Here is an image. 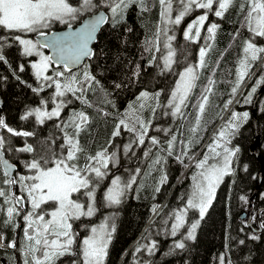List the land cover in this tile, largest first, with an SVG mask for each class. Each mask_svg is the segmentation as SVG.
Returning <instances> with one entry per match:
<instances>
[{"label":"snow or ice","instance_id":"snow-or-ice-1","mask_svg":"<svg viewBox=\"0 0 264 264\" xmlns=\"http://www.w3.org/2000/svg\"><path fill=\"white\" fill-rule=\"evenodd\" d=\"M133 4L138 5L142 13L150 12L155 4L159 6V23L152 37H146L145 50L151 52L154 49L155 52L162 53L160 59L165 70H171L176 62L175 50L171 43L175 36L168 34L173 26L179 27L186 18L199 12L200 14L195 15L183 30L185 40L198 42L210 14L222 20L230 8H237V14L241 15L240 28L246 29L249 35L242 41V56L238 60L236 80L231 88L233 97L244 84L245 78L254 75L252 68L264 55V44L256 42L257 38L264 39V0H0V62L8 63L3 49L5 46L11 47L10 41H15L21 46V55L37 58L29 61L36 86L28 87L37 96L46 89H53L48 98H41L39 106L30 108L21 115V120L34 117L38 125H44L47 120L54 118L60 120L62 111L71 103L66 99L68 94L91 106L86 92L92 89L94 84L99 85V81L90 71V66L82 62L86 58L91 60L96 55L91 45L97 42L101 27L105 24L116 27L123 23L128 9ZM85 13L89 15L85 16ZM55 24L64 25L66 30L53 31ZM219 28L220 25L216 21L208 23L206 43L199 49V63L195 67L187 66L178 73L179 78L167 105L172 109L173 117L183 115L182 106H186V101L195 87L197 70L206 67L205 58L213 47L208 41L215 40ZM240 28L233 34V40L241 36ZM28 34H36L40 39L26 38ZM161 36L164 37L163 49L160 46ZM46 49L51 50L50 55L45 53ZM163 50H166V54H163ZM155 52L149 61L150 64L157 60ZM74 68H81L82 71L74 72ZM19 71H24L23 64L19 66ZM49 72L52 74L49 75ZM262 83L264 75H261L250 89L245 103H251L252 95ZM214 85L215 81L209 78L197 105L196 126L190 129L193 134L199 130ZM120 86L116 85L117 88ZM158 97L159 93H156L152 98L158 100ZM147 99V92H142L137 97V101ZM49 103L53 105L51 110L48 109ZM232 103V99H229L224 103L223 109L228 110ZM145 106L144 103H139L138 107L136 102L130 104L115 124L107 146L94 154H88L80 143V134L87 129L90 122L89 116L83 111H73L67 120L55 125L63 133L59 151H54L44 140L37 141L38 147L28 143L27 139L23 146H15L12 137L28 138L36 134L33 131L13 128L0 116V130L4 132L0 134V213L3 214L0 224L11 226L13 230L20 227L17 218L22 219L24 224L23 235L19 241L13 238L5 245V236L0 232V248L8 247L19 251L23 264H56V261L65 255L79 258L72 260L71 264H105L115 226L109 227L107 223L93 226L88 234L81 238L80 233L74 230L73 224L82 217L91 218L97 212V188L108 177L109 164L115 166L116 152H109V148L113 146L115 138L121 135V130L135 136L132 142L124 145L125 153L131 149L132 143L144 145L151 120H145L138 113ZM151 111L155 113L156 108H151ZM248 118L247 111L242 114L231 111L225 125L215 134L212 143L207 145L203 157L196 161V171L190 176V191L180 197L185 203L182 207L172 210L170 215L173 223L168 234L171 237H177L178 234L182 237L174 241L170 251L183 250L186 248V241L195 240L196 230L213 204L217 189L226 176L235 175L234 157L239 148L229 145L235 131H238ZM164 131L166 135L170 132L168 129ZM149 139L153 146L161 143L156 137ZM176 140L177 137L172 135L166 141V149H162L167 151L169 156L173 154ZM190 145L191 141L184 145V156L188 155ZM150 151L149 149L144 155L147 157ZM6 153H27L30 158L17 159L14 163L10 162V158H5ZM176 159L183 163L181 156ZM162 163H166V159L157 155L150 167ZM244 170H247L246 166ZM140 171L137 168L135 174L126 180L119 175L113 176L103 195L107 206L121 204L126 190L131 189L137 182ZM166 182L167 175L162 174L155 192H160V186ZM14 188H18L19 195L13 191ZM239 199L244 203L249 202L245 196H240ZM157 207L153 206V213H157ZM189 211L198 212V219L192 220L190 224ZM186 224L187 232L181 234V229ZM260 226L264 227V223ZM250 238L258 239L255 234ZM239 243L244 244V241L240 240ZM142 248L153 255L157 251V243L152 241L150 245H138L135 251L140 252ZM226 255L227 253L221 254L217 258L219 264H225ZM228 264H232L231 260Z\"/></svg>","mask_w":264,"mask_h":264},{"label":"trees","instance_id":"trees-1","mask_svg":"<svg viewBox=\"0 0 264 264\" xmlns=\"http://www.w3.org/2000/svg\"><path fill=\"white\" fill-rule=\"evenodd\" d=\"M209 16L208 23L216 21L220 28L217 30L215 40L211 41L213 47L205 58L206 67L199 71L195 87L183 109V115L173 117L174 119L165 114L168 110L165 101L174 87L178 73L199 61V49L204 46L206 35L198 42H194L191 48H184L182 44L180 45L183 38L178 39L174 46L176 62L171 70H165L160 59L161 53L155 52L154 49L151 52L145 50L146 37H152L159 23L158 4L153 5L150 12L143 13L140 12L138 5L133 4L128 9L123 23L116 27L106 24L101 29L97 42L93 45L96 55L84 63L90 66V71L99 81V85L94 84L92 89L86 92V98L91 106L68 94L66 99L71 103L62 111L60 120L55 118L47 120L44 125L36 124L34 117L28 120H21L20 117L28 109L39 106L41 98H48L53 89H46L37 96L28 87V85L35 87L36 81L26 58L21 55L20 46L10 41L12 46H5L3 49V54L9 60L7 64L0 62L2 98L0 116L4 117L9 126L17 130L33 131L36 134L28 138L12 137L15 146H23L27 139L28 143L38 147L37 141L44 140L54 151H59L63 133L55 125L67 120L73 111H83L89 116L90 122L87 129L80 134V143L88 154H94L98 149L107 146L115 124L130 104L136 102L137 107L139 103L146 105L138 113L145 120H151L144 145L132 143L131 149L125 153L124 145L132 142L135 136L121 130V135L115 138L113 146L109 148V152H117L119 160H116L115 166L109 164V175L97 188V214L91 218L82 217L73 224L74 230L80 235H86L89 228L100 221L107 212L111 211L114 214L112 222L116 221V224L114 223L116 230L112 235L105 264H219L217 258L225 253H227L225 264H228L229 260L232 264H264V227L260 233L249 228L246 219L241 218L243 212L248 209L249 202L244 203L239 199L240 196H245L250 201L262 169L260 158H264V92L257 102L256 110V124L260 134L257 152L260 158L251 154V146L257 141L252 104L264 83L252 95L251 103L244 102L250 89L260 76L264 75V55L253 66L252 73L259 68L249 83L244 88L251 75L245 78L244 84L233 97L231 88L235 82L238 60L242 56V41L249 34L246 29L240 28L241 15L237 14L235 7L230 8L222 20L211 14ZM63 27L65 26L57 25L54 29ZM129 28L131 31H128ZM237 28H240L241 36L233 40ZM256 42H264V39L257 38ZM154 52L157 60L150 64ZM21 64L24 65L23 72L19 71ZM79 71L82 69L74 72ZM209 78L215 81V85L209 94L199 130L193 134L190 129L196 126L197 105ZM117 84L121 86L117 88ZM142 92H147L149 99L137 101ZM156 93H159L158 100L152 98ZM229 99H232L233 103L225 111L223 105ZM153 107L156 108L155 113L151 111ZM231 111L249 113L248 120L235 131L229 145L239 148L234 158L235 175L226 176L217 189L213 204L197 228L195 240L186 241V248L183 250L170 251L173 245L168 234L170 232L168 228H171L168 226L171 212L184 205L185 201L180 197L186 191H190V176L196 171L194 165L202 157L218 130L229 119ZM162 114H165L163 120ZM162 124L165 128L159 130L158 127ZM165 129L170 130L168 135L165 134ZM0 134H4L3 130H0ZM172 135H175L177 140L173 154L169 156L167 151L162 149H166V141ZM161 136L164 138L160 139ZM150 137H156L161 143L153 146ZM189 141L190 150L188 155L184 156V145ZM149 149L151 151L146 157L144 153ZM157 155L164 157L166 163L150 167ZM177 156H181L183 163L176 159ZM6 157L15 163L17 159L30 158V154L6 153ZM137 168L141 170L137 182L131 189L126 190L121 204L107 206L103 195L110 186L113 176L117 174L126 180L135 174ZM162 174L167 175V182L160 186L161 190L157 193L155 188L159 185ZM153 206H158L157 213L152 212ZM260 206H264V175L251 211L254 212ZM189 213L188 220L191 222L198 217V212ZM259 219L261 224L264 223V211L260 213ZM186 232L187 228L182 234ZM253 234L258 239H251ZM240 240H243L244 244H240ZM152 241L157 243L155 254L150 255L145 248L140 252L135 251L138 245H150ZM17 253L16 249L12 250L14 259ZM72 260L73 256L65 255L57 260L56 264H71Z\"/></svg>","mask_w":264,"mask_h":264},{"label":"flooded vegetation","instance_id":"flooded-vegetation-1","mask_svg":"<svg viewBox=\"0 0 264 264\" xmlns=\"http://www.w3.org/2000/svg\"><path fill=\"white\" fill-rule=\"evenodd\" d=\"M86 15H89V14H86ZM193 15H194V13H193ZM193 15L190 16V17H188V18H186V19L182 22V24H181L179 27H176V32L174 33V35H175V39L173 40V45H174V46H175V42H176L178 39H180V38H183V42H181L180 45L182 44V46H183L184 48H191V47L193 46L194 42L189 41V40H185L184 37H183V30H184V28L186 27L187 23L190 21L189 19H191V18L193 17ZM209 18H210V16H209ZM52 30H55V29L53 28ZM174 31H175V27H174V29H173L172 32H174ZM172 32H171V33H172ZM32 35H33V36H32ZM31 37L35 38V37H36V34H31ZM14 42H15V41H14ZM15 43H16V42H15ZM16 44H18V43H16ZM25 58H26V63H27L28 65H30V64H29V58H30V57H25ZM7 60H9V59H7ZM11 162H12V161H11ZM13 191H15L18 195L20 194L18 188H14ZM255 197H256V196H255ZM255 197H254V198H255ZM253 201H254V200H253ZM252 205H253V204H252ZM260 207H261L262 209H261V211L259 212V216H260V213L264 211V206H260ZM260 207H258L257 209H255L254 212H253V210L251 211V213H252V217H256V213H257V211H258V209H259ZM251 209H252V208H251ZM259 216H258V217H259ZM2 219H3V214L0 213V220H2ZM243 219H246V223H247V215H246V217L243 218ZM255 220H256V221H255ZM255 220H252V219H251V225H248V223H247V225H248L249 228H250L251 230H253L254 232L260 233V232L262 231V228H261V231H256V230H255V229H258V228H259V226L257 225V217H256ZM259 220H260V219H259ZM17 222L20 224V227H19V228H16L15 230H13V228H12L11 226H7V227H5V226H3L2 224H0V232H2V233L4 234V236H5V245L7 244L8 241H11L13 238H15V239H17V241H19L20 237H22V235H23L22 228H23L24 224H23L22 219H20V218H17ZM172 223H173V220H172V219L169 220L168 226L171 227V224H172ZM188 223L190 224L191 221L188 220ZM186 228H187V224L185 225L184 228L181 229V234H182V232L184 233V232L186 231ZM168 229H169V231H170L171 228H168ZM84 236H85V235H80L81 238L84 237ZM169 239H171V242L174 243V241H177V240H180V239H181V235L178 234L177 237H171V236L169 235ZM162 242H164V241H162ZM110 243H111V242H110ZM109 246H110V245H109ZM17 247H19V244L17 245ZM12 250H13V248H8V247H2V248H0V264H23V257L21 256V254L19 253V251H18V253L15 255V258H16V259H14L13 255H12ZM61 258H63V257H61ZM73 259H76V257L73 256ZM122 259H123V258H122ZM121 261H122V260H120V262H121Z\"/></svg>","mask_w":264,"mask_h":264},{"label":"water","instance_id":"water-1","mask_svg":"<svg viewBox=\"0 0 264 264\" xmlns=\"http://www.w3.org/2000/svg\"><path fill=\"white\" fill-rule=\"evenodd\" d=\"M88 16V15H86ZM104 27V25L101 27V29ZM101 29L99 30V32L101 31ZM63 30H66L65 28H62V29H58V30H54V31H63ZM99 34V33H98ZM36 39H40V37H38L36 35ZM94 45V44H93ZM93 45L92 48H93ZM47 51L49 52V55L51 54V50L50 49H47ZM88 59L86 58L82 63L84 64ZM79 68H74V70H77ZM253 76V75H252ZM264 92V84L261 86V88L259 89L257 95L255 96L254 98V101H253V104H252V112H253V117H254V122H255V130H256V138H257V141L255 144H253L251 146V154L255 155L256 157L260 158L258 152H257V146L260 144V134L258 132V128H257V124H256V110H257V102L259 100V98L261 97V95L263 94ZM2 107V98L0 96V108ZM7 158V157H5ZM261 159V162H262V169H261V172L259 174V177H258V183H257V186L256 188L254 189L251 197H250V201H249V205H248V209L247 211H244L241 218H245L246 215H247V223L248 225H251V218L252 217V214H251V208H252V204H253V200H254V197L259 193L260 189H261V185H262V179H263V175H264V158H260ZM11 162V161H10ZM262 208H259L257 213H256V217H257V225L259 226L258 229H255L256 231H261V223H260V220H259V212L261 211Z\"/></svg>","mask_w":264,"mask_h":264},{"label":"rangeland","instance_id":"rangeland-1","mask_svg":"<svg viewBox=\"0 0 264 264\" xmlns=\"http://www.w3.org/2000/svg\"><path fill=\"white\" fill-rule=\"evenodd\" d=\"M203 10H200V12H202ZM86 14H88V13H85L84 15H86ZM198 14H200L199 12H197V13H194V15H193V17L191 18V19H193L194 17H195V15H198ZM173 15H175V13L173 14ZM191 19H189V20H191ZM207 23L208 22H206V24H205V26H204V29L202 30V32H201V38H202V36H204V35H206L207 36V32H206V29H207ZM57 25H60V24H55L54 26H53V28L55 27V26H57ZM173 29H174V26L172 27V30L171 31H169V35H174V33L176 32V27H175V31L174 32H172L173 31ZM172 32V33H171ZM175 36V35H174ZM26 38H31V39H33V40H36L35 38H33V37H31V34H28V36L26 37ZM200 38V39H201ZM163 42H164V37L163 36H161V40H160V46H161V48L163 49ZM209 43H211V41H208ZM172 43V47H173V49L175 50V47H174V45H173V41L171 42ZM205 43H206V41H205V39H204V41H203V45H205ZM258 44H264V42H258ZM21 47V46H20ZM45 53L46 54H49L46 50H45ZM163 54H166V50H163ZM161 55H162V53H161ZM25 57V56H24ZM35 59H37L36 57H30L29 58V61H31V60H35ZM162 60V59H161ZM174 60L176 61V50H175V57H174ZM163 62V61H162ZM199 63V61L198 62H196V63H194V64H192V65H189V66H193V67H195L197 64ZM174 64V63H173ZM173 66V65H172ZM201 69V68H200ZM200 69H198L197 71H198V74H199V71H200ZM33 71V70H32ZM183 71V70H182ZM49 75H51L50 73H48ZM178 78L179 77H177V79H176V81L178 80ZM235 80H236V77H235ZM235 83V82H234ZM174 86H175V84H174ZM173 89H174V87H173ZM172 89V90H173ZM172 92V91H171ZM192 92V91H191ZM190 96V95H189ZM171 98V93H170V95H169V97H168V99L165 101V106H166V108L168 109L167 110V115H169V116H171L172 118H173V116L171 115V111H172V109L170 108V107H168L167 105H168V100ZM186 103H187V101H186ZM53 107V105L51 104V103H49L48 104V109L49 110H51V108ZM184 107L185 106H182V113H183V109H184ZM34 108V107H33ZM179 116V115H178ZM178 116H176V117H178ZM165 118V114H162V120ZM35 119V118H34ZM174 119V118H173ZM225 125V124H224ZM223 125V126H224ZM165 127H164V125L162 124L161 126H159L158 127V129L159 130H163ZM163 134H164V132H163ZM162 138H164L163 136H161L160 137V139H162ZM213 141V140H212ZM212 141L209 143V144H211L212 143ZM98 150H100V149H98ZM124 150V149H123ZM207 151V149L205 150V152ZM205 152H204V154H205ZM203 154V155H204ZM203 155H202V157H203ZM201 157V158H202ZM235 158V157H234ZM116 160H119V156H118V154H117V152H116ZM107 205V204H106ZM97 214V212L95 213V215ZM188 214H190V213H188ZM114 217V214L111 212V211H109V212H107L106 213V215L104 216V217H102L101 219H100V221H98L96 224H94L93 226H96V227H98L100 224H102V223H107L108 225H109V227H111L112 225H114V223L116 224V221L113 223L112 222V218ZM116 219H117V214H116ZM196 219H198V217L196 218ZM93 226H91V227H93ZM115 226V225H114ZM90 227V228H91ZM90 228H89V230H90ZM115 230H116V226H115ZM197 231V230H196ZM115 234V231L114 232H112V235H114ZM112 235H111V239H112ZM111 242V241H110ZM109 245H110V243H109ZM108 249H109V246H108ZM107 253H108V250H107ZM108 255V254H107ZM105 260H106V258H105Z\"/></svg>","mask_w":264,"mask_h":264},{"label":"bare ground","instance_id":"bare-ground-1","mask_svg":"<svg viewBox=\"0 0 264 264\" xmlns=\"http://www.w3.org/2000/svg\"><path fill=\"white\" fill-rule=\"evenodd\" d=\"M58 30V29H57ZM262 62V61H261ZM259 68V67H258ZM258 68L254 71V73H256V71L258 70ZM117 175V174H116ZM130 247V246H129ZM129 253V252H128Z\"/></svg>","mask_w":264,"mask_h":264}]
</instances>
